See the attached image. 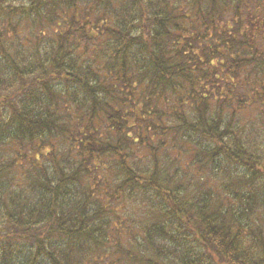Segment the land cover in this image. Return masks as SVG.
I'll use <instances>...</instances> for the list:
<instances>
[{"label": "trees", "instance_id": "16d2710c", "mask_svg": "<svg viewBox=\"0 0 264 264\" xmlns=\"http://www.w3.org/2000/svg\"><path fill=\"white\" fill-rule=\"evenodd\" d=\"M263 119L264 0H0V264H264Z\"/></svg>", "mask_w": 264, "mask_h": 264}, {"label": "rangeland", "instance_id": "374dc122", "mask_svg": "<svg viewBox=\"0 0 264 264\" xmlns=\"http://www.w3.org/2000/svg\"><path fill=\"white\" fill-rule=\"evenodd\" d=\"M13 5L17 6V3H13ZM261 115H262L261 111L260 110L257 111L256 108H253L251 110L246 109V110L243 111V114L241 116V125L244 126V124L247 123L248 126H249L250 122H252V120L255 119V118H258L259 122H261V120H262V116ZM244 133H245V136H246L245 141L253 140V141H251L252 144H256V143L257 144H263L264 143V140L262 141V139L260 138L261 135L264 138V133L261 134V131L259 129L258 130H249L248 129V131L246 129V132H244ZM253 138H258V139L254 140ZM133 209H137V207L135 205L134 206H130L129 209L126 211L127 212L126 215L133 214L135 212ZM140 217H141V215L138 212L137 218H140ZM129 219H131V218H129ZM134 234H136V232H134ZM108 247H109V245H108Z\"/></svg>", "mask_w": 264, "mask_h": 264}]
</instances>
